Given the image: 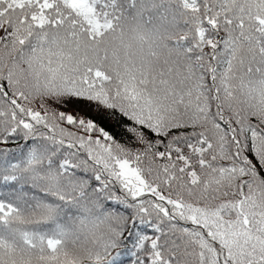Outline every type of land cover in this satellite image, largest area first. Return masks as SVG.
<instances>
[{
	"label": "snow or ice",
	"instance_id": "6c2138e0",
	"mask_svg": "<svg viewBox=\"0 0 264 264\" xmlns=\"http://www.w3.org/2000/svg\"><path fill=\"white\" fill-rule=\"evenodd\" d=\"M0 264H264V0H0Z\"/></svg>",
	"mask_w": 264,
	"mask_h": 264
}]
</instances>
